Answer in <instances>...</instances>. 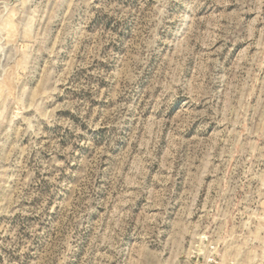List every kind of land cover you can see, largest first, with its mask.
<instances>
[{"label": "rangeland", "instance_id": "obj_1", "mask_svg": "<svg viewBox=\"0 0 264 264\" xmlns=\"http://www.w3.org/2000/svg\"><path fill=\"white\" fill-rule=\"evenodd\" d=\"M0 264H264V0H0Z\"/></svg>", "mask_w": 264, "mask_h": 264}]
</instances>
